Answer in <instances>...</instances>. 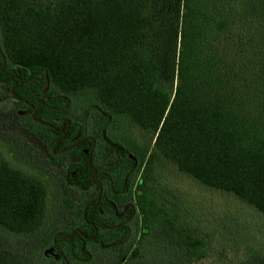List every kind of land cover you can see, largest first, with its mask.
I'll return each mask as SVG.
<instances>
[{
    "label": "trees",
    "instance_id": "obj_1",
    "mask_svg": "<svg viewBox=\"0 0 264 264\" xmlns=\"http://www.w3.org/2000/svg\"><path fill=\"white\" fill-rule=\"evenodd\" d=\"M0 50L34 89L47 80L66 93L89 90L92 108L150 135L151 147H131L155 264L207 255L155 174L160 162L264 223V0H0ZM41 189L0 154V227L35 232Z\"/></svg>",
    "mask_w": 264,
    "mask_h": 264
},
{
    "label": "flooded vegetation",
    "instance_id": "obj_2",
    "mask_svg": "<svg viewBox=\"0 0 264 264\" xmlns=\"http://www.w3.org/2000/svg\"><path fill=\"white\" fill-rule=\"evenodd\" d=\"M30 78L0 50V154L13 168L22 162L15 169L37 179L43 197L38 229L9 233L36 235L37 264H155L133 142L106 113L76 106L75 92L47 80L34 89Z\"/></svg>",
    "mask_w": 264,
    "mask_h": 264
},
{
    "label": "rangeland",
    "instance_id": "obj_3",
    "mask_svg": "<svg viewBox=\"0 0 264 264\" xmlns=\"http://www.w3.org/2000/svg\"><path fill=\"white\" fill-rule=\"evenodd\" d=\"M72 100L76 106L96 101L89 90L75 93ZM114 127L130 143H144L149 147L153 143L150 135L124 118H114ZM10 164L23 168L18 160ZM157 166L155 174L179 200L181 221L196 238L204 240L206 258L191 263L241 264L239 259H245L246 264H251L252 258L259 262L264 257V223L259 214L233 197L207 189L179 174L169 163L160 162ZM30 236H17L0 228V264H37V239L36 235ZM251 252L255 255L260 252L263 256L252 257Z\"/></svg>",
    "mask_w": 264,
    "mask_h": 264
}]
</instances>
